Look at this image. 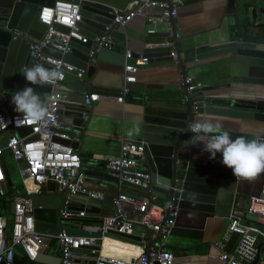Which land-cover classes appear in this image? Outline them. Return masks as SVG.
<instances>
[{
  "label": "built area",
  "instance_id": "built-area-1",
  "mask_svg": "<svg viewBox=\"0 0 264 264\" xmlns=\"http://www.w3.org/2000/svg\"><path fill=\"white\" fill-rule=\"evenodd\" d=\"M86 0H54L51 6L39 7L35 18L45 25L46 29L38 39L27 41L28 63L23 66L43 64L53 67L61 66V78L54 86H49L47 98L50 108L55 112L57 123L46 129L30 121L17 119L18 113L6 104V98L0 102V139L8 133L5 144L0 145V198L7 195L8 172L6 157L9 153L12 161L17 164L23 161L25 167H18V176L23 186L24 194L9 196L11 219L4 214L0 215V264H15V250L20 247L28 261L33 262L45 246L36 240L32 197L39 194L42 185L51 181L56 191L61 192L62 201L57 210V217L62 219L63 227L53 239L60 249L59 264H174V254L167 247L168 237L175 225L179 214L177 205H173L172 197H167L163 203L157 200L150 188L151 175L144 163V142L139 138L123 136L120 141L119 153L105 162V169L109 176L115 178L119 186L123 182L132 184L145 192L142 199H137L125 193L118 192L112 199L113 212L92 221L83 205L80 209L71 208V203L79 193L87 197L102 200L105 192L87 189L85 181L88 175L83 169L81 158L70 144L61 140H77L81 130L75 131L74 136L68 133V126L58 118V110L66 96L55 86L64 83L70 74L81 79L85 71L64 59L73 50L74 42L81 44L92 43L89 56L94 57L100 49L112 50L115 42L113 31L123 28L132 18L142 17L149 28L144 42V48H169V54L174 66H180L179 54L175 48V40L179 37L175 20L183 0H128L124 8H114L113 18L104 25L103 30H92L82 23V3ZM60 25L67 31L56 27ZM160 25H163L160 30ZM89 33L91 35H89ZM160 42H152V36L162 34ZM19 36L13 33V38ZM46 50L60 55L54 56ZM126 60L123 65L122 82L118 95L108 97L98 92L87 93L83 104L90 109L94 102L104 98L114 99L124 103L130 92V86L137 82V75L141 67L147 65L150 57L147 53H134L130 49L124 52ZM178 87L190 98V109L196 112L200 106H206L211 94L202 95V98L193 99V94L200 85L193 75L181 74ZM87 118L88 115L84 114ZM30 127L31 131L21 135L19 128ZM185 130L182 131L184 133ZM191 134V132H190ZM37 136L36 139H32ZM35 187L29 190L26 182ZM37 187V188H36ZM8 211L5 209L4 212ZM248 215H255L251 219ZM85 220L77 229L100 234L75 236L64 230V224L69 221ZM139 238L136 244L138 252L128 247L115 246L122 249V253L134 256V261L125 260L104 252L106 237L117 234H133ZM230 233H237L238 238L230 251H225V244ZM48 237V236H47ZM134 241V240H133ZM217 259L221 264H264L261 248L264 247V183L258 195L248 198L246 206L239 210L233 203L228 214L226 235L215 244Z\"/></svg>",
  "mask_w": 264,
  "mask_h": 264
},
{
  "label": "crops",
  "instance_id": "crops-1",
  "mask_svg": "<svg viewBox=\"0 0 264 264\" xmlns=\"http://www.w3.org/2000/svg\"><path fill=\"white\" fill-rule=\"evenodd\" d=\"M243 2H248L251 7L264 8V0H236V7L241 9ZM232 20V16L225 14V8L220 0H202L182 5L175 20L178 40L181 41L183 48L224 42L231 34ZM159 27L162 30L163 25ZM148 28L149 25L144 18H132L123 28H117L122 34V39L115 38L112 50L121 54L123 58L126 49L134 53H145L144 42L149 39L146 35ZM162 36L163 33L154 38L160 39ZM28 39L27 36L12 38L10 51L13 59L9 71L13 79L12 86L17 84L20 72L28 59ZM231 62L229 58L204 59L199 61L197 66L193 63L186 64L185 74L195 76L198 83L222 84L233 73H238L239 68ZM101 66L102 69L99 70L104 72V78L107 79L104 86L110 89L103 96L115 97L116 90H119L122 82L123 66L110 63H103ZM95 76L90 82L91 85L98 84ZM179 77V67L164 66L161 62H149L139 70L137 82L130 86V92L124 103H118L110 98L94 102L87 114L88 117L84 120L76 149L83 169L88 175L85 181L87 189L104 191L111 199L119 191L137 199L143 198L144 191L123 184L119 186L118 183L105 179V176H109L105 169V162L118 155L123 136L138 138L136 129L141 123L160 121L177 126L186 124L190 102L178 87ZM74 79L76 78L69 74L65 82ZM29 86L34 87L36 92L45 97L50 90L46 85L33 86L29 83ZM201 94L214 96L207 99V103L228 104L229 96L243 98L249 102L248 99H254L255 94H264V87L259 89L249 84L233 83L229 88L205 90L202 93L195 92L193 99L202 98ZM1 97L0 94V102ZM232 99L231 102H235L233 97ZM258 106L264 110V102H259ZM9 107L14 110V106ZM200 115L195 113L193 120L199 118ZM221 122L224 128L242 132L249 139L264 138V122L227 121L224 118ZM183 130H186V127ZM187 138L192 139V133ZM183 154L188 167L187 177L193 181L215 186L216 202L213 212L179 209L175 225L168 237L167 247L174 254V264H221L216 257L218 253L215 244L227 233L230 209L235 202L236 208L242 210L250 196L259 194L264 183V173L251 181L235 178L232 170L221 163L220 153H217L214 159H210L209 154L202 151L200 144L187 145ZM5 165L11 178L12 175H18L17 164L12 161L9 153H7ZM29 183V181L26 182L27 186ZM16 194L21 196L24 190ZM83 199V197L75 198L71 203V208L77 210L82 208ZM8 211L10 212V205ZM112 212L113 206L101 204L98 217H95L97 214L93 213L90 215L92 219L89 220L95 221ZM7 218L11 219V214ZM85 220L88 219L69 221L64 224V227L77 229L78 225ZM51 240L56 244L53 239ZM56 247L57 256H59L60 249L57 244ZM43 252L54 253L48 248H44ZM261 256L264 257V247L261 248ZM14 261L15 264H31L18 246L15 250Z\"/></svg>",
  "mask_w": 264,
  "mask_h": 264
},
{
  "label": "water",
  "instance_id": "water-1",
  "mask_svg": "<svg viewBox=\"0 0 264 264\" xmlns=\"http://www.w3.org/2000/svg\"><path fill=\"white\" fill-rule=\"evenodd\" d=\"M128 0H86L82 3L81 12L83 15L82 23L86 26L103 30L104 25L113 18L114 8H124ZM202 0H183V5L191 4ZM225 8V14L232 16L231 34L228 39L216 44H200L183 48L178 38L175 40V48L180 58V73L185 74L186 64L193 63L194 66L199 65V61L208 58H229L239 70L226 78V82L222 84H210L207 82L199 83L200 88L196 92L213 91L220 88H229L231 84H249L256 88L264 87V22H257L259 16L264 15V8L245 6L242 3L241 9L236 7V0H220ZM54 0H0V94L6 98V104L14 106L11 102V95L29 86V82L25 80L21 74L17 84L11 85L13 79L9 71L11 69L12 54L10 44L13 33L18 32L19 36H27L29 39L40 38L45 31V25L39 23L35 18L36 13L41 6H51ZM251 12V18L248 12ZM60 30L67 31L65 27L56 25ZM113 36L122 39V34L115 30ZM89 35H91L89 33ZM150 39L152 42H160V39ZM231 37L233 39H231ZM92 43L81 44L74 42L73 50L64 59L73 63L78 68L85 71V77L74 79L70 82L58 83L55 87L63 92L66 96L62 101L61 108L58 110V118L61 119L69 128L68 133L74 136L75 131H79L84 126V114H89L84 104V98L87 93L98 92L104 95L107 88L105 83L104 72L101 64L110 63L123 66L125 59L121 54L113 50L100 49L94 57L89 56V49ZM54 56L60 54L54 51L46 50ZM169 48H154L145 51L150 57L151 63L161 62L164 66H174L168 56ZM231 62V63H232ZM28 63V59L25 65ZM232 63V64H233ZM95 76L98 84L91 85L90 82ZM16 83V82H15ZM116 90L115 96L118 95ZM203 95V94H201ZM228 104L207 103L206 106H200L196 112L189 109L188 120L186 124L177 126L176 124H168L160 121L141 123L136 131L138 138L144 142V163L150 171L151 180L150 188L156 195L157 200L163 203L167 197L173 198V205H177L179 209H191L206 212H213L216 202V187L197 181L190 180L187 177L188 167L185 163L186 146L190 145L192 139L187 138L190 134L188 129L189 123L193 120L194 114H209L214 117L223 118L227 121L237 120H254L264 122V110L258 106L259 102H264V94H255L254 99H248L246 102L243 98L229 96ZM234 98L235 102L233 101ZM250 97V96H249ZM190 102V98H187ZM243 99V100H242ZM184 127L186 130L182 133ZM233 137L245 136L242 132L227 129ZM31 131L30 127H22L18 129L21 135ZM34 136L32 139H36ZM8 133H5L3 139H0V145L6 143ZM65 144H70L77 149V140H61ZM18 167L23 168V161H18ZM105 179L117 183L115 178L105 176ZM140 189L129 183H122ZM37 188V187H36ZM77 197H83L84 207L88 215L96 213L95 217L100 214V205L112 206L111 198L105 193L102 200L87 197L85 193H79ZM34 211L35 231L41 235L55 237L60 228L63 227L62 219L57 217V210L62 201L61 192H57L53 182L49 181L42 185L39 194L32 197ZM10 211H13V203ZM69 235H92L99 237L98 233L86 232L73 228H64ZM117 234L104 239L106 245L104 252L108 255H114L119 258L134 261V256L127 255L122 252H116L115 246L128 247L136 252L138 248L130 244H136L139 240L134 234ZM238 238L237 233H230L229 240L224 248L230 251ZM134 240V241H133ZM31 264H59V256L40 252Z\"/></svg>",
  "mask_w": 264,
  "mask_h": 264
},
{
  "label": "clouds",
  "instance_id": "clouds-1",
  "mask_svg": "<svg viewBox=\"0 0 264 264\" xmlns=\"http://www.w3.org/2000/svg\"><path fill=\"white\" fill-rule=\"evenodd\" d=\"M33 86H54L61 78V66L46 67L43 64L25 66L20 72ZM17 119L30 121L46 129L57 123L55 112L50 108V101L35 91L34 87L25 86L11 95ZM192 133L190 145H202V151L214 159L221 154V163L232 170L235 178L253 180L264 173V138L249 139L235 136L223 127L218 117L201 114L188 125Z\"/></svg>",
  "mask_w": 264,
  "mask_h": 264
},
{
  "label": "rangeland",
  "instance_id": "rangeland-1",
  "mask_svg": "<svg viewBox=\"0 0 264 264\" xmlns=\"http://www.w3.org/2000/svg\"><path fill=\"white\" fill-rule=\"evenodd\" d=\"M248 17L251 18V12H248ZM264 22V15L259 16V18L257 19V22ZM10 187H13V191L15 193L20 192L23 189V186L21 184V180L20 177L18 175H12L11 178V184L9 185ZM9 186H4L5 188H9ZM0 206H1V202H0ZM7 211V210H6ZM6 217H8L10 215V212H4L3 213ZM249 218L251 219H256L255 215H248ZM36 240L43 244L45 246V248H48V250H50L51 252L53 251L54 253H52V255H57V247L56 244L54 242H52V240L44 235H37L36 236ZM51 240V241H50ZM121 249V248H120ZM117 249L119 251L122 252V249Z\"/></svg>",
  "mask_w": 264,
  "mask_h": 264
},
{
  "label": "trees",
  "instance_id": "trees-1",
  "mask_svg": "<svg viewBox=\"0 0 264 264\" xmlns=\"http://www.w3.org/2000/svg\"><path fill=\"white\" fill-rule=\"evenodd\" d=\"M245 6L248 7L250 4L248 2L245 3ZM11 184V177L8 175V186ZM12 194H15L13 191V187L7 188V195L0 198L1 206H0V215H2L5 211V209H9L10 201L9 196Z\"/></svg>",
  "mask_w": 264,
  "mask_h": 264
},
{
  "label": "bare ground",
  "instance_id": "bare-ground-1",
  "mask_svg": "<svg viewBox=\"0 0 264 264\" xmlns=\"http://www.w3.org/2000/svg\"><path fill=\"white\" fill-rule=\"evenodd\" d=\"M28 182V181H27ZM35 187L31 184V182L29 183V185H28V189L29 190H33ZM118 249H120V248H118ZM121 250V249H120ZM116 252H121V251H119V250H117Z\"/></svg>",
  "mask_w": 264,
  "mask_h": 264
}]
</instances>
